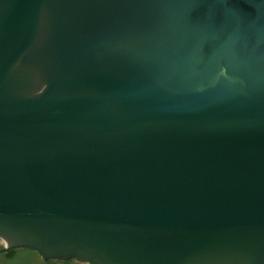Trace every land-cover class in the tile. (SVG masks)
<instances>
[{
  "label": "water",
  "instance_id": "water-1",
  "mask_svg": "<svg viewBox=\"0 0 264 264\" xmlns=\"http://www.w3.org/2000/svg\"><path fill=\"white\" fill-rule=\"evenodd\" d=\"M0 239L264 264V0H0Z\"/></svg>",
  "mask_w": 264,
  "mask_h": 264
},
{
  "label": "trees",
  "instance_id": "trees-1",
  "mask_svg": "<svg viewBox=\"0 0 264 264\" xmlns=\"http://www.w3.org/2000/svg\"><path fill=\"white\" fill-rule=\"evenodd\" d=\"M70 261H64L70 264ZM57 261L42 260L37 253L26 249H13L0 253V264H55Z\"/></svg>",
  "mask_w": 264,
  "mask_h": 264
},
{
  "label": "rangeland",
  "instance_id": "rangeland-1",
  "mask_svg": "<svg viewBox=\"0 0 264 264\" xmlns=\"http://www.w3.org/2000/svg\"><path fill=\"white\" fill-rule=\"evenodd\" d=\"M55 264H65V263H63L61 261H57ZM70 264H82V263H76L74 261H71Z\"/></svg>",
  "mask_w": 264,
  "mask_h": 264
},
{
  "label": "built area",
  "instance_id": "built-area-1",
  "mask_svg": "<svg viewBox=\"0 0 264 264\" xmlns=\"http://www.w3.org/2000/svg\"><path fill=\"white\" fill-rule=\"evenodd\" d=\"M1 245H3V244H2V242H1V240H0V246H1Z\"/></svg>",
  "mask_w": 264,
  "mask_h": 264
},
{
  "label": "bare ground",
  "instance_id": "bare-ground-1",
  "mask_svg": "<svg viewBox=\"0 0 264 264\" xmlns=\"http://www.w3.org/2000/svg\"><path fill=\"white\" fill-rule=\"evenodd\" d=\"M1 240V239H0ZM2 244L4 243L2 240H1Z\"/></svg>",
  "mask_w": 264,
  "mask_h": 264
}]
</instances>
